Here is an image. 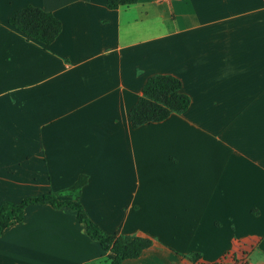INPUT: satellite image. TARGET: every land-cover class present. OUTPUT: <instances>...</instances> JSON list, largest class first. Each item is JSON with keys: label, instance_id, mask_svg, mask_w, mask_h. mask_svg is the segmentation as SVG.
Returning <instances> with one entry per match:
<instances>
[{"label": "crops", "instance_id": "crops-1", "mask_svg": "<svg viewBox=\"0 0 264 264\" xmlns=\"http://www.w3.org/2000/svg\"><path fill=\"white\" fill-rule=\"evenodd\" d=\"M26 5L61 21L49 45L9 25ZM156 74L190 104L133 128ZM48 193L151 239L123 264H264V0H0V204ZM113 257L67 206L29 204L0 235V264Z\"/></svg>", "mask_w": 264, "mask_h": 264}, {"label": "trees", "instance_id": "trees-1", "mask_svg": "<svg viewBox=\"0 0 264 264\" xmlns=\"http://www.w3.org/2000/svg\"><path fill=\"white\" fill-rule=\"evenodd\" d=\"M138 0H106L108 9H117L136 3ZM10 26L28 38L49 45L62 29L61 21L51 12L34 5L16 9L8 18ZM190 104V98L182 91L179 78L168 74H156L149 77L142 94L129 110V120L133 128L151 122H159L172 113L184 112ZM86 183L81 175L71 189L79 190ZM48 203L54 208L67 206L75 210L77 219L85 224L87 234L99 242L104 250L114 254L110 264H123L125 259L136 258L148 248L152 241L147 237L135 235H109L104 233L86 214L78 201L59 200L53 193L40 196H28L20 202L3 201L0 204V235L5 228L23 219L24 210L29 204ZM197 253L191 257L196 259Z\"/></svg>", "mask_w": 264, "mask_h": 264}, {"label": "rangeland", "instance_id": "rangeland-1", "mask_svg": "<svg viewBox=\"0 0 264 264\" xmlns=\"http://www.w3.org/2000/svg\"><path fill=\"white\" fill-rule=\"evenodd\" d=\"M187 171H188L187 175H192L193 174V170L192 169L190 171H189V169H187ZM166 218L168 219V217H166ZM177 226H179V225H177ZM179 228H181V226Z\"/></svg>", "mask_w": 264, "mask_h": 264}, {"label": "built area", "instance_id": "built-area-1", "mask_svg": "<svg viewBox=\"0 0 264 264\" xmlns=\"http://www.w3.org/2000/svg\"><path fill=\"white\" fill-rule=\"evenodd\" d=\"M158 1H162V0H158Z\"/></svg>", "mask_w": 264, "mask_h": 264}]
</instances>
